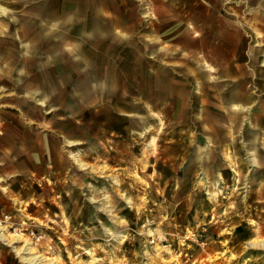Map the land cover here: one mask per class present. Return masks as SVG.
I'll list each match as a JSON object with an SVG mask.
<instances>
[{"label": "rangeland", "instance_id": "374dc122", "mask_svg": "<svg viewBox=\"0 0 264 264\" xmlns=\"http://www.w3.org/2000/svg\"><path fill=\"white\" fill-rule=\"evenodd\" d=\"M0 7V264H264V0Z\"/></svg>", "mask_w": 264, "mask_h": 264}, {"label": "crops", "instance_id": "0c3cea01", "mask_svg": "<svg viewBox=\"0 0 264 264\" xmlns=\"http://www.w3.org/2000/svg\"><path fill=\"white\" fill-rule=\"evenodd\" d=\"M214 25H215V23H214ZM223 34L225 35V34H228L229 35V33H228V27H226V26H223ZM92 35H95V34H99V30L98 29H96V28H92ZM249 51H253L252 49H249L248 50V52ZM256 51H258V52H256V54H259V53H261L262 54V56H263V58L262 59H259V61H258V64H260V65H264V50L263 49H260V48H258ZM254 53H255V51H253ZM253 122H254V126H259V128H258V130H260V131H262V132H264V116H256L255 118H254V120H253ZM249 127H251V123L249 124V126L246 128V132H245V134H241L242 136H243V138L245 137V135H246V133H247V131L249 130ZM261 132V133H262ZM254 133H256V134H258L256 131H252L250 134H249V137L248 138H250V139H248L249 141H252L253 142V146H252V148L251 149H249V150H247L248 152H249V154L251 155V156H253V158H252V164L253 165H258V166H260V162L263 160V164H262V166L264 165V158L262 159V158H259V156H258V147H257V142H258V135H256V134H254ZM256 141V142H255ZM236 145V146H235ZM234 145V147H235V151H233L232 153L234 154V156L235 155H240L241 154V150H240V146H237V145H239V144H235ZM262 149L264 150V145L262 146ZM241 157V158H240ZM240 157H238V159H236L235 160V162H236V164L237 163H239V161L241 162L243 159H242V156H240Z\"/></svg>", "mask_w": 264, "mask_h": 264}, {"label": "bare ground", "instance_id": "6f19581e", "mask_svg": "<svg viewBox=\"0 0 264 264\" xmlns=\"http://www.w3.org/2000/svg\"><path fill=\"white\" fill-rule=\"evenodd\" d=\"M0 10L1 7H0ZM3 11V10H2ZM4 12V11H3ZM258 140V139H257ZM256 142V141H255ZM260 218V217H259ZM238 223V222H237ZM6 229V228H5ZM4 228H0V240H6L8 239V236L6 235V230ZM12 238V237H11ZM16 239V238H15ZM19 252H25L26 255H29L28 257H25L24 260L29 261V262H36L39 257H37L33 252H31V247H29V244L23 245L21 248L18 250Z\"/></svg>", "mask_w": 264, "mask_h": 264}]
</instances>
